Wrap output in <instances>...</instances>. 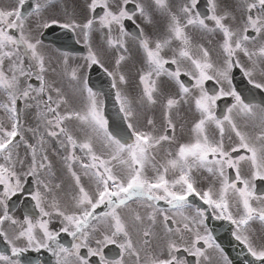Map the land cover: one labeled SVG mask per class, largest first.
<instances>
[{
	"label": "snow or ice",
	"instance_id": "6c2138e0",
	"mask_svg": "<svg viewBox=\"0 0 264 264\" xmlns=\"http://www.w3.org/2000/svg\"><path fill=\"white\" fill-rule=\"evenodd\" d=\"M201 4L0 0V264H264V0Z\"/></svg>",
	"mask_w": 264,
	"mask_h": 264
},
{
	"label": "flooded vegetation",
	"instance_id": "af4514ba",
	"mask_svg": "<svg viewBox=\"0 0 264 264\" xmlns=\"http://www.w3.org/2000/svg\"><path fill=\"white\" fill-rule=\"evenodd\" d=\"M46 44V43H45ZM47 45V44H46ZM69 238V241H70V237H68ZM67 242V241H66ZM2 247H4V245L3 244H0V248H2Z\"/></svg>",
	"mask_w": 264,
	"mask_h": 264
}]
</instances>
